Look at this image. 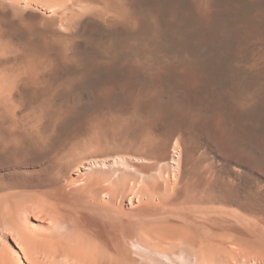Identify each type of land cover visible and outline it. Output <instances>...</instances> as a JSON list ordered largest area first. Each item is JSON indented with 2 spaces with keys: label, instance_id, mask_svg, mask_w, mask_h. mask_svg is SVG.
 <instances>
[{
  "label": "bare ground",
  "instance_id": "1",
  "mask_svg": "<svg viewBox=\"0 0 264 264\" xmlns=\"http://www.w3.org/2000/svg\"><path fill=\"white\" fill-rule=\"evenodd\" d=\"M198 106L263 135L264 0H0V158L84 134L76 178L63 162L7 175L21 191L0 195L3 220L30 202L53 224L41 245L18 232L20 263L248 264L238 223L264 215V176L196 156Z\"/></svg>",
  "mask_w": 264,
  "mask_h": 264
},
{
  "label": "rangeland",
  "instance_id": "2",
  "mask_svg": "<svg viewBox=\"0 0 264 264\" xmlns=\"http://www.w3.org/2000/svg\"><path fill=\"white\" fill-rule=\"evenodd\" d=\"M251 91L252 90L250 89L249 92H251ZM126 105H129V104L123 103V105L122 104L116 105V107H115L116 109L114 108L111 110V113L113 115L110 114V115H108V117L110 116L109 118H112V119H115L117 117H121L120 120L124 119V117L127 118L129 116V110L127 111V109H129L128 107H131V106L129 105V106L125 107ZM120 106H121L122 110L120 109ZM123 107H125V108H123ZM193 107L194 106L192 104L185 103V109L186 110L192 112ZM198 107L202 113H205L207 115L208 111L204 112V111H206L204 108H202L200 106H198ZM123 109L126 111L127 116L124 115L125 111ZM112 111H114V113ZM202 113L200 116L203 117ZM207 116L208 117H206V118L203 117L201 131H200V129H198L200 132L197 131V133H199V134H197L196 132L189 134V138L191 140L193 138L195 141V138H196V140L199 143L198 146L196 147V152H195L196 156H198V154L203 153V152L205 153V152H211L213 150H218V153H220V155L223 156V159H224L223 163H224L225 170L230 169V167L233 165L231 160H234V161L241 162L243 170L247 173H250L248 175V177H250L251 179H252V177L258 176V175L264 176V171H263L264 170V133H263V135L257 134L255 132L256 130L253 129L254 127L249 123L248 120L244 121V119H243L242 121L238 122V125L237 124L235 125V124H231L230 122L227 123L220 113L210 112V113H208ZM157 122H158L157 125L159 126L162 123V120L159 119V120H157ZM121 131L124 132L122 130V128L116 129L117 134H118V132H121ZM193 134H195V135H193ZM80 135L82 136V138H84V134L80 133ZM80 135L76 136V137H78V138H76V140L79 141L80 139H82ZM69 137L71 139V143L69 141L70 144L65 143L68 140V138L66 141L63 140L65 145L63 143H61L62 140L59 142L52 141L51 143H47V145L41 146L42 149L40 148L39 149L40 151L37 152V154L32 153L33 151L31 152L32 154L29 153L28 155L31 157V159H29V160H27V158H30V157L26 158V156H27L26 155L25 157H21V158L17 157L10 162H6V164H5V160L4 159L2 160L0 158V162H2V164H3V165L0 164V179H1L0 180L1 181L0 182V195L1 196L4 195L10 189H12L10 191H14V190L15 191L18 190L19 192L21 191V189H19V188L13 189V188H9V186H7L8 182L11 181L10 177L7 175L10 174L9 171L11 172L13 170H15L17 172L20 171V172L34 173V171H36V169L39 170L38 168L40 167V170L41 169L42 170H44V169L48 170L49 169V170H54V172H58L59 169L63 165H65L66 167L68 166L69 172L71 170V172H70L71 177L76 178L77 177L76 174H80V170L75 171L77 169V165L75 164V162L78 160V158L81 157L82 151L80 148L81 146L79 147L80 144H77L78 141L76 142L75 137H74V140H73V137H71V136H69ZM122 140H123V138H122ZM122 140H120V142L118 141V144H116V143H114L115 145L112 144V146L117 147L121 143ZM74 142L78 145V148H74L75 150L72 149L73 151L70 149L71 153L73 152V154H72L73 157H72L71 153L69 154L70 151H68V149L72 148V146H73L72 143H74ZM79 143H80V141H79ZM66 144H68L70 147H68ZM65 146H67L68 149H66ZM74 146H76V145H74ZM58 147H61V150ZM62 148L64 149V151ZM76 150H78V152H76ZM65 151L67 152V154L65 153ZM5 152L9 153L8 151H5ZM75 153H76V155H74ZM68 154L70 155V157ZM38 155H40V156H38ZM99 155H103V154H99ZM42 156L44 158H42ZM61 156H62V158H60ZM65 157H67V158H65ZM69 158H71V161L69 160ZM55 159H56V161H55ZM65 159L67 162L65 161ZM151 159H156V158L153 157ZM23 160L25 162H23ZM31 161L34 163H32ZM60 162L61 163L63 162L62 163L63 165H61ZM68 162L70 164H68ZM149 162H151V165H154V164H156L157 161L150 160ZM30 163L33 165H31ZM10 164L13 166H11ZM71 164H72V166H71ZM6 165H9V166L7 167ZM50 165H53V166L50 168ZM54 165L55 166L57 165V167L59 165H61V166L56 168V167H54ZM65 166H63L61 168V170H64V168H66ZM6 167H7V170H6ZM252 170H253V172H252ZM1 175H3V176H1ZM177 175H179V174H175L174 176H173V174L172 175L170 174L168 176V180L170 181L169 183L175 184L176 181L180 182V180H181L180 175L178 176V178H176ZM2 177H5V178H2ZM17 178H19V177H17ZM3 182L5 184H3ZM26 190L28 192L33 191V190L35 191V189H33V188L32 189H27V188L22 189V191H26ZM124 198L125 199H123L122 203L120 204L123 206L122 208L120 207L123 210V212H125L128 215H135V216L136 215H138V216L142 215L141 217L144 216L143 213H136L137 209L143 205V202L137 201L135 199V197H133L131 199L130 197L128 198L126 196ZM19 200H21V197H19L18 200H16V201L19 202ZM129 201H131V202H129ZM123 202H124V204H123ZM19 206L21 209L18 210L17 213L15 212L17 215L16 214L14 215L17 218L12 217L14 221L16 220L15 221L16 224L14 223V221L9 224L3 220L2 216H0L1 217L0 218V254H1L0 255V263L1 264H3L4 261H5V263H11V264L12 263L13 264H21L20 262H24L23 258H21L22 257V254L20 253L21 250L18 247L19 242L16 241L17 239L20 240L19 237L21 236V235H19L18 232H22L24 235H25L24 232H26L27 236L28 235L31 236V234H34V235H36V236L33 235V237H35L37 240L36 244H39L40 242H41V244H42V242L44 244V242L46 240L45 241L39 240L38 238H40V237L38 236V238H37V235H40L42 237L41 239H46L47 236H44L45 231H47V232L52 231L51 229H52L53 224H51V222H50L51 220L49 219V217H47L46 211H45V209H43V207L41 208V206H39L38 204L35 205V203H30V202H28L24 208L20 204H19ZM229 207L233 211H235L234 208L236 209L235 206H229ZM40 212L42 215L40 214ZM43 212H44V214H43ZM253 214L254 213H249L247 215V213H246L245 214L246 219L245 220H239L240 222L238 221L239 222L238 225H239L240 235H241V237L243 239V243L245 244V246L248 250V253H249L248 264H264V247H262V246H264V240H263L264 239V219H263L264 215L262 213H258V214H254V215ZM255 216H257L258 218ZM248 218H250V219L248 220ZM255 218H257V219H255ZM253 220H256L257 222H253ZM246 221H248V222H246ZM261 221H263V222H261ZM12 224H14L16 227ZM9 228H11V230ZM43 232H44V235H43ZM28 233H31V234H28ZM47 234H49V233H47ZM16 236H17V238H16ZM33 237H30L33 240H31V239L29 240V238H28V241H30L29 242L30 244H34L33 241L35 239ZM36 244H34V245H36ZM41 244H39V245H41ZM3 253H5V256L6 255L7 256L5 257ZM34 257H36V256L34 255ZM47 264H48V262H47Z\"/></svg>",
  "mask_w": 264,
  "mask_h": 264
}]
</instances>
